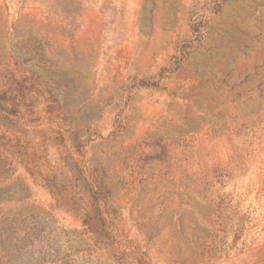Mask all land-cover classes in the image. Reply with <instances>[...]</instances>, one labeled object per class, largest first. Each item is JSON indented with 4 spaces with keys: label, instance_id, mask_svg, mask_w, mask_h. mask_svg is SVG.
Returning <instances> with one entry per match:
<instances>
[{
    "label": "rangeland",
    "instance_id": "374dc122",
    "mask_svg": "<svg viewBox=\"0 0 264 264\" xmlns=\"http://www.w3.org/2000/svg\"><path fill=\"white\" fill-rule=\"evenodd\" d=\"M0 100V264H264V0H0Z\"/></svg>",
    "mask_w": 264,
    "mask_h": 264
},
{
    "label": "trees",
    "instance_id": "16d2710c",
    "mask_svg": "<svg viewBox=\"0 0 264 264\" xmlns=\"http://www.w3.org/2000/svg\"><path fill=\"white\" fill-rule=\"evenodd\" d=\"M6 93V92H4ZM6 105L10 102H14L11 99H4ZM1 104L0 100V114L1 118L5 121V123H9L10 125L18 126V123L22 121L23 115H20V110L18 107L19 103H15L12 107ZM48 117L49 121L52 122H64V119L58 115H54L52 113ZM35 154L30 157L26 152L22 150L19 141H15L13 139L7 138L6 136H0V174L10 173V171L15 168V165H19L22 167L35 181H39L41 185L46 187L50 194L53 197L54 205L53 207H60L65 204L64 201V193L63 190L60 189L61 185L56 181V177L51 175V173H44L41 165L38 163V160L35 159ZM21 187L22 191L20 195H18L15 187ZM29 190L28 186L25 185L23 181L19 183H14L9 186H0V206L9 205L14 202H21L26 199H30V194L27 193ZM91 197L95 202L100 203L102 200L99 199V193L94 191V189L90 190ZM63 201V202H62ZM93 201V202H94ZM62 202V204H61ZM92 202V205L94 204ZM101 204V203H100ZM102 205V204H101ZM52 207V208H53ZM4 217V216H3ZM88 215L85 217L84 225L86 227V231L89 233H96L92 226L88 223ZM5 220V219H4Z\"/></svg>",
    "mask_w": 264,
    "mask_h": 264
}]
</instances>
